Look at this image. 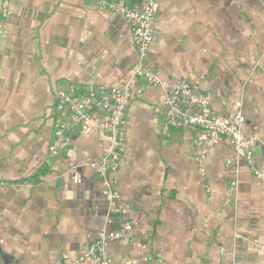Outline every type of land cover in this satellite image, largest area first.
<instances>
[{
	"label": "crops",
	"instance_id": "obj_1",
	"mask_svg": "<svg viewBox=\"0 0 264 264\" xmlns=\"http://www.w3.org/2000/svg\"><path fill=\"white\" fill-rule=\"evenodd\" d=\"M102 0H11L0 33V264L78 258L98 231L118 229L86 162L106 133L72 136L53 163L51 108L58 84L142 88L126 112V152L113 178L136 226L108 245L115 264H264V186L228 140L202 163L189 129L162 126L163 90L134 80L137 54ZM109 1V0H104ZM145 63L165 83L210 96L214 114L239 113L264 170V0H156ZM69 165L82 177L71 183ZM203 171V175L201 171ZM234 183V188H229ZM223 250L220 252V250Z\"/></svg>",
	"mask_w": 264,
	"mask_h": 264
},
{
	"label": "built area",
	"instance_id": "obj_2",
	"mask_svg": "<svg viewBox=\"0 0 264 264\" xmlns=\"http://www.w3.org/2000/svg\"><path fill=\"white\" fill-rule=\"evenodd\" d=\"M11 0H0V33L3 30ZM97 8L107 10L123 18L127 23L137 54V67L133 78L148 87L163 90L162 110L165 129H189L194 132L193 145L199 151L195 158L202 163L206 154L223 140H228L236 155L264 186V170L255 167L253 139L241 131L243 117L236 113L233 119L221 117L212 112L210 96L192 88L186 81L163 82L157 71L146 67L145 59L154 39L155 17L158 12L156 0H109L99 1ZM142 88L131 89L128 85L117 87L93 86L86 89L71 84H58L54 90V104L51 108L52 139L48 153L57 161L63 146L72 136L96 129L107 135V141L96 159L86 162L99 184L102 198L109 209L107 223L111 216L121 219L118 229H101L94 242L76 259L62 258L58 264H115L108 253V245L131 231L135 221L125 219L128 206L120 201L113 175L117 173L126 152V112L132 96H140ZM71 183L82 182L81 175L69 165ZM201 174L203 175V171ZM4 183L0 182V189ZM231 183L229 188H234ZM254 247L264 253V244L253 241ZM223 250L221 249L220 252ZM144 264H161L157 252L143 259ZM122 264H142L136 259H127Z\"/></svg>",
	"mask_w": 264,
	"mask_h": 264
}]
</instances>
